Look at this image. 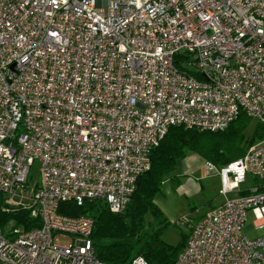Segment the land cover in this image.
Listing matches in <instances>:
<instances>
[{
  "label": "built area",
  "instance_id": "1",
  "mask_svg": "<svg viewBox=\"0 0 264 264\" xmlns=\"http://www.w3.org/2000/svg\"><path fill=\"white\" fill-rule=\"evenodd\" d=\"M242 111L264 124V0H0V194L23 204L37 164L41 223L0 230V264H111L93 219L60 203L123 211L170 126L221 130ZM204 164L224 201L191 222L174 264H264V235L242 232L248 211L264 229V137Z\"/></svg>",
  "mask_w": 264,
  "mask_h": 264
},
{
  "label": "trees",
  "instance_id": "2",
  "mask_svg": "<svg viewBox=\"0 0 264 264\" xmlns=\"http://www.w3.org/2000/svg\"><path fill=\"white\" fill-rule=\"evenodd\" d=\"M251 119L242 111L227 127L215 131L170 126L159 145L152 149L150 168L137 177L135 189L123 211L111 212L105 202L89 199L81 205L74 201L61 202L58 211L93 219L91 240L95 256L102 261L129 264L134 257L140 256L151 264H174L186 245L190 225L175 245L161 239L167 224L154 198L162 190L164 177L171 174L178 161L188 153L199 155L216 168L241 157L251 143L264 137V124L258 122L255 136L246 139L245 129ZM172 180L178 182L179 177L175 175ZM27 201L19 204L0 194V230L3 232L11 220L22 229L12 234L3 232L6 237L40 226L39 215H32V207L25 204Z\"/></svg>",
  "mask_w": 264,
  "mask_h": 264
},
{
  "label": "rangeland",
  "instance_id": "3",
  "mask_svg": "<svg viewBox=\"0 0 264 264\" xmlns=\"http://www.w3.org/2000/svg\"><path fill=\"white\" fill-rule=\"evenodd\" d=\"M258 124L256 119L250 120L249 125L245 129L246 139L250 140L255 136ZM37 168L38 166L35 164L32 169V178L29 179V182L24 187L19 186L17 188V196L14 199H20L21 195H24V197L26 196L25 199L29 200L33 184L38 177ZM175 175L183 179L182 184L172 180ZM256 183L257 180L249 176L245 186L255 185ZM221 188L222 183L217 169L209 170L205 164L196 163L194 160L191 161L188 157L179 160L176 169L164 177L162 190L154 198L167 224L161 233V239L172 245L177 244L181 234L188 231L191 222L199 219V216L224 201ZM25 204L28 207H32V215L37 213L29 201ZM19 230H22L21 227L11 220L3 232L12 234L14 231ZM242 232L249 238L264 235V229L255 228V218L250 211L247 213ZM65 241L61 240V242Z\"/></svg>",
  "mask_w": 264,
  "mask_h": 264
},
{
  "label": "crops",
  "instance_id": "4",
  "mask_svg": "<svg viewBox=\"0 0 264 264\" xmlns=\"http://www.w3.org/2000/svg\"><path fill=\"white\" fill-rule=\"evenodd\" d=\"M188 157V159H190L191 161L192 160H194L196 163H201V164H203L204 165V159H202L199 155H197V154H195V153H188L187 155H186V158ZM178 182H180L181 184H182V182H183V179L182 178H179V181ZM202 216V215H201ZM201 216H199V217H201ZM198 217V218H199Z\"/></svg>",
  "mask_w": 264,
  "mask_h": 264
}]
</instances>
